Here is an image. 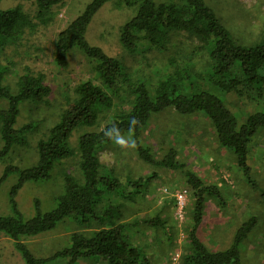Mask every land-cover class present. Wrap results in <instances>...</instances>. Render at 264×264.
I'll return each instance as SVG.
<instances>
[{"label":"trees","instance_id":"trees-1","mask_svg":"<svg viewBox=\"0 0 264 264\" xmlns=\"http://www.w3.org/2000/svg\"><path fill=\"white\" fill-rule=\"evenodd\" d=\"M109 1L90 0L58 33L54 53L58 67L67 68L71 53L77 48L89 61L91 77L65 94L59 119L34 145V164L25 169L13 163L5 167V175L18 171L20 176L12 187L11 201L15 206V195L26 181L49 178L64 160L78 156L79 176L66 175L57 208L38 212L26 221L20 213L0 216V232L15 241L27 264H43L46 259L34 255L24 239L52 229L58 221L72 216L86 229L72 233L71 246L57 254L69 256L71 262L98 257L96 262L104 264H150L144 247L133 237L134 231L136 227H147L169 232L168 216L163 217L160 210L154 215L132 218L140 209L131 211L124 207L127 201L136 203L139 197L142 199L149 183L158 175H127L122 180L100 158V151L113 144L103 135L104 129L116 123L127 134L129 120L135 117L141 122L135 130L138 145L134 150L138 157L154 166L182 170L192 189L193 223L181 263L243 264L241 246L254 231L257 217H251L237 229L229 247L210 248L198 228L203 223L207 201L220 194L221 189L206 184L201 176L186 168L179 159L178 145L171 144L168 152L158 158L157 151L145 144L142 137L152 116L167 108L183 116L198 117L200 122L210 119L217 144L235 154L239 169L250 172L254 140L264 131V30L256 42H241L206 0H123L126 6L136 7L135 16L120 32L123 48L130 53L140 48L172 51L167 70L148 81L130 71L121 59L86 39L93 17ZM64 4L65 0H35V13L21 6L0 7V100L6 101V106L0 108V157L10 154L15 146L31 145V136L41 123L31 120L18 126L22 105L48 103L46 98L51 91L45 74L33 72L28 65L14 82L9 81L10 68L2 57L9 47L14 54H20L26 37L40 25L51 23L56 15L54 7ZM176 36L184 40L174 42ZM229 94L263 107L240 118L230 107ZM79 129L83 132L75 147L70 138ZM2 181L0 177V184Z\"/></svg>","mask_w":264,"mask_h":264},{"label":"rangeland","instance_id":"rangeland-1","mask_svg":"<svg viewBox=\"0 0 264 264\" xmlns=\"http://www.w3.org/2000/svg\"><path fill=\"white\" fill-rule=\"evenodd\" d=\"M123 4H119V3ZM90 0H65L63 6L54 7L56 15L48 25H40L34 34L24 40L20 54H14L7 48L2 61L10 71L7 79L14 82L23 67L28 65L33 72L45 74L46 83L51 91L46 99L48 103L22 105L18 126L31 120L40 121L38 131L31 136V145L15 146L10 154L0 157V216H18L24 221L57 208L60 196L64 192L66 175L78 177V156L58 164L47 179L26 181L15 195L16 206L12 203V187L19 180L18 171L5 175L6 165L13 163L25 169L35 162L34 145L47 132L48 127L59 119L64 106L66 93L76 84L91 77V67L86 56L74 49L70 56V65L60 68L54 60L55 41L58 33L79 15ZM223 19L232 34L244 43H254L264 30V0H206ZM21 6L35 13V0H1L3 9ZM136 14V7H128L123 0H111L93 17L89 24L86 39L92 45L101 47L110 56L121 59L126 67L145 76L157 79L167 70L171 49L140 48L135 53L128 52L119 42L122 26ZM176 36L174 42L182 39ZM184 40V38L182 39ZM7 58V59H6ZM197 58V57H196ZM7 61H14L11 65ZM144 78V77H143ZM7 80V81H8ZM230 107L244 118L250 111L261 109L262 104L247 102L234 94L227 96ZM6 101L0 100V108ZM113 114V112H112ZM183 116L172 108H167L152 116L149 127L143 134L145 144H150L158 158L168 152L171 144L178 145L180 160L202 177L206 184L218 186L220 194L209 198L205 208L199 235L212 249L229 247L237 229L251 217L258 221L250 238L241 246L243 264H264V131L254 140L251 159V171L245 173L235 163V154L217 144L216 135L210 119ZM197 121V122H196ZM102 127V126H101ZM86 131V129H85ZM83 129L76 130L70 138L77 146ZM2 142L0 141V150ZM101 161L114 169L122 180L130 175L134 178L157 173L148 187V192L138 202H126L124 210L140 211L133 215L142 217L162 211L167 217L170 231L136 227L133 237L144 247L150 264H183L182 254L188 245V230L193 223V193L182 170L165 169L141 160L134 149H121L111 144L100 151ZM186 191L183 209L179 210L177 191ZM221 196L223 198H221ZM174 199V201H173ZM84 224L72 216L57 222L55 227L35 236L24 239L28 249L37 257L46 259L43 264H104L96 262L98 257L82 258L71 262L67 255L57 254L71 246V235L75 231L85 230ZM138 230L141 232L139 233ZM99 260V259H98ZM0 264H27L23 251L16 247L15 241L0 232Z\"/></svg>","mask_w":264,"mask_h":264},{"label":"clouds","instance_id":"clouds-1","mask_svg":"<svg viewBox=\"0 0 264 264\" xmlns=\"http://www.w3.org/2000/svg\"><path fill=\"white\" fill-rule=\"evenodd\" d=\"M140 124L141 122L133 117L129 120L127 134L120 129L118 124L113 123L104 129L103 135L121 149H135L138 145V140L135 137V130Z\"/></svg>","mask_w":264,"mask_h":264},{"label":"built area","instance_id":"built-area-1","mask_svg":"<svg viewBox=\"0 0 264 264\" xmlns=\"http://www.w3.org/2000/svg\"><path fill=\"white\" fill-rule=\"evenodd\" d=\"M176 198H177V202H178V205H179V210L181 211L183 209V207H184V204H185L186 191L185 190L177 191Z\"/></svg>","mask_w":264,"mask_h":264}]
</instances>
